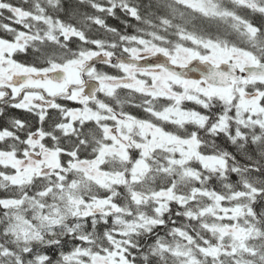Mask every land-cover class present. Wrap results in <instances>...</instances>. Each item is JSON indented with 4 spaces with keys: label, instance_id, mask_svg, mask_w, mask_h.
<instances>
[{
    "label": "snow or ice",
    "instance_id": "1",
    "mask_svg": "<svg viewBox=\"0 0 264 264\" xmlns=\"http://www.w3.org/2000/svg\"><path fill=\"white\" fill-rule=\"evenodd\" d=\"M0 264H264V0H0Z\"/></svg>",
    "mask_w": 264,
    "mask_h": 264
},
{
    "label": "trees",
    "instance_id": "2",
    "mask_svg": "<svg viewBox=\"0 0 264 264\" xmlns=\"http://www.w3.org/2000/svg\"><path fill=\"white\" fill-rule=\"evenodd\" d=\"M17 2H19V0H17ZM111 23H113V24H116V25H118V21H110ZM257 22H259V18H257Z\"/></svg>",
    "mask_w": 264,
    "mask_h": 264
}]
</instances>
